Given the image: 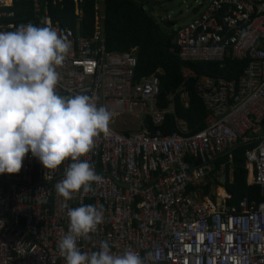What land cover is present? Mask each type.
Segmentation results:
<instances>
[{"label":"built area","instance_id":"1","mask_svg":"<svg viewBox=\"0 0 264 264\" xmlns=\"http://www.w3.org/2000/svg\"><path fill=\"white\" fill-rule=\"evenodd\" d=\"M20 3L29 4L32 13L20 24L42 27L46 19L71 42L56 68L57 91L88 95L113 115L109 131L81 157L103 177L91 191L81 189L71 200L56 194L70 158L46 170L29 153L19 173L0 174V264H65L57 243L68 231V209L82 204L104 211L97 230L78 240L82 252L98 251L108 240L115 254L151 252L147 264H264V200L242 198L234 207L219 194L232 176V151L244 144L249 147L243 153L246 184L257 186L264 198V0H208L197 18L173 33L169 52L181 63L223 66L230 60L246 66L232 81L183 68L176 93L186 107L184 85L195 80L206 112L204 129L191 134L175 116L168 135L159 129L165 115L173 114L174 95L162 109L158 77L135 81L136 55L108 51L95 18L90 36L78 34L81 0H73L74 28L51 16L57 0H0V31L20 25L12 10ZM122 116L139 120V126L121 122L118 132L114 124ZM146 120L157 130L149 132Z\"/></svg>","mask_w":264,"mask_h":264},{"label":"clouds","instance_id":"2","mask_svg":"<svg viewBox=\"0 0 264 264\" xmlns=\"http://www.w3.org/2000/svg\"><path fill=\"white\" fill-rule=\"evenodd\" d=\"M42 24L28 22L15 31H0V174L19 173L29 153L46 170L70 158L55 192L71 200L73 193L91 191L93 182L103 181L81 157L92 150L96 137L109 131L113 114L88 95L57 91L56 68L69 54L71 42L50 21ZM67 216L68 231L57 243L65 264H147L152 255L142 257L132 249L115 254L108 240L98 251L82 252L78 240L89 238L103 223V207L82 204L69 208Z\"/></svg>","mask_w":264,"mask_h":264},{"label":"trees","instance_id":"3","mask_svg":"<svg viewBox=\"0 0 264 264\" xmlns=\"http://www.w3.org/2000/svg\"><path fill=\"white\" fill-rule=\"evenodd\" d=\"M96 0H81V11L78 23V34L90 36L94 26V18L98 11L94 8ZM148 3V2H147ZM16 22L23 23L31 18L29 4H15ZM51 16L59 21L62 27L74 28L75 16L73 15V0H57L55 6L50 7ZM102 29L105 37V46L110 52H133L137 58L134 70V79L138 81L142 77L155 74L160 86V107L167 108L169 102L166 98L173 97V114L165 115L163 126L159 129L164 135L174 132V117L177 116L186 124L188 131L195 134L204 129L206 112L194 91V79H189L184 85L187 95V106L184 107L180 94L176 93L183 78V68L193 72L196 76H205L226 81L236 80L245 68L244 62L227 60L224 65L218 63H181L176 55L169 52L172 47L173 36L167 30L162 31L158 25L147 15L143 4L133 0H103ZM221 66V67H220ZM148 131L154 132L149 120ZM249 148L244 144L237 145L232 151V163L230 165L232 176L226 179L224 189L219 190L220 195L228 196L227 205L237 207L242 198L258 203L264 198L260 196L259 189L255 185L246 184V171L244 169V151ZM225 158H219L221 162Z\"/></svg>","mask_w":264,"mask_h":264},{"label":"rangeland","instance_id":"4","mask_svg":"<svg viewBox=\"0 0 264 264\" xmlns=\"http://www.w3.org/2000/svg\"><path fill=\"white\" fill-rule=\"evenodd\" d=\"M133 1L135 3L143 4L144 10H147L148 7L147 0H133ZM155 1L157 2V4H162L166 2V0H155ZM168 1H170L171 4L173 5V9L171 11L160 16L156 6H153L152 12L149 16L158 25L162 33L163 31L167 30L168 33L172 34V36L177 29L185 26L190 21H193L195 18H197L198 15L205 10L208 2V0H199V2H195L194 0H168ZM96 5L98 6L97 7L98 14L95 17V22L101 23L102 25L103 16L101 13H103V0H96ZM167 15L170 18V24H171V27L169 29L163 27V22L165 21ZM131 120L134 119L129 116H122L120 118H117L114 124V129L120 132L122 129L118 128V126L122 127L121 122H130ZM134 121L136 122L138 127L140 121L139 120H134Z\"/></svg>","mask_w":264,"mask_h":264},{"label":"water","instance_id":"5","mask_svg":"<svg viewBox=\"0 0 264 264\" xmlns=\"http://www.w3.org/2000/svg\"><path fill=\"white\" fill-rule=\"evenodd\" d=\"M147 2H148L147 4L148 7L146 10L147 15L151 14L153 6H156L160 16L164 15L165 13H168L169 11L173 9V5L168 0H166V2L162 4H157L155 0H147ZM169 21H170V18L167 15L165 21L163 22V27H165L166 29H169L171 27V24Z\"/></svg>","mask_w":264,"mask_h":264},{"label":"flooded vegetation","instance_id":"6","mask_svg":"<svg viewBox=\"0 0 264 264\" xmlns=\"http://www.w3.org/2000/svg\"><path fill=\"white\" fill-rule=\"evenodd\" d=\"M148 4V3H147Z\"/></svg>","mask_w":264,"mask_h":264}]
</instances>
